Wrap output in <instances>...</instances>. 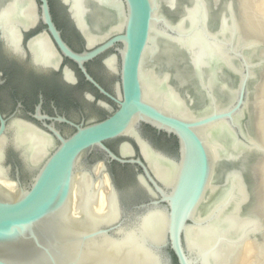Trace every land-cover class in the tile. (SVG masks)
<instances>
[{
	"label": "water",
	"instance_id": "1",
	"mask_svg": "<svg viewBox=\"0 0 264 264\" xmlns=\"http://www.w3.org/2000/svg\"><path fill=\"white\" fill-rule=\"evenodd\" d=\"M38 1L11 0L15 15L34 5L36 22L29 26L0 14L1 35L17 49L18 36L41 22L60 52L97 88L83 64L119 45L118 99L99 89L118 108L101 122L72 125L76 131L67 139L51 129L59 142L54 148L40 131L12 123L13 145L24 155L21 167L27 176L22 182L17 169L14 178L5 176L0 163V176L19 189L18 197H11L0 188V264H215L222 243L239 241L258 222L241 212L258 216L257 164L263 152L254 140L253 99L264 60L256 56L259 45L234 50L239 0H100L120 12L119 22L101 35L88 30L83 0H60L87 46L106 38L80 54L62 41L48 1ZM151 30L161 35L160 49L170 47L166 65L188 74L178 89L193 109L191 117L176 114L181 105L166 77L158 82L140 76L148 44L155 46L151 53L158 49ZM45 42L37 37L29 42L30 50L35 62L53 65ZM106 63L116 71L114 56ZM142 126L173 137L176 151L173 143ZM4 129L1 119L0 136ZM108 142L115 148L124 143L116 154ZM92 152L102 156L110 181L107 206L99 214L94 212L98 160L85 162ZM111 163L136 167L142 194L122 178L116 188L107 171ZM230 170L224 184H211L223 183ZM77 172L73 214L80 217L71 216Z\"/></svg>",
	"mask_w": 264,
	"mask_h": 264
},
{
	"label": "flooded vegetation",
	"instance_id": "2",
	"mask_svg": "<svg viewBox=\"0 0 264 264\" xmlns=\"http://www.w3.org/2000/svg\"><path fill=\"white\" fill-rule=\"evenodd\" d=\"M47 1L54 26L70 50L80 54L90 52L104 44L106 38L91 47L87 46L86 38L74 26L60 0ZM36 2L39 3L38 0ZM94 30L92 28V31ZM39 36L46 40L45 44L54 56L53 65L37 63L34 60L29 42ZM118 49L119 45H116L83 64L85 73L99 87L97 88L86 79L77 64L60 52L41 22L38 21L28 33L18 36L17 49L13 48L0 33V118L4 121L5 127L0 136V163L4 166L5 176L14 178L16 169L22 182H25L27 176L21 167L24 155L21 149L13 145V122L24 123L40 131L50 138L54 148L59 142L51 129L67 139L76 131L72 125L87 126L101 122L118 108L114 101L99 90L102 89L112 98L118 99L120 92ZM110 56L115 57L116 71L111 70L106 63ZM92 114L96 117L89 120ZM142 127L141 136L145 139ZM147 128L155 137H163L173 143L176 151V141L173 137L157 134L151 128ZM126 141L131 142L127 139ZM111 142L106 143L107 147L118 154L120 145L125 141L116 148L110 145ZM131 143L138 151L136 145ZM93 159L99 162L102 161V156L92 152L85 157V162H91ZM107 171L116 188L118 179L122 178L130 182L136 194H142L137 182L136 167L111 163L107 165ZM127 203L129 204L125 202V205H128Z\"/></svg>",
	"mask_w": 264,
	"mask_h": 264
},
{
	"label": "bare ground",
	"instance_id": "3",
	"mask_svg": "<svg viewBox=\"0 0 264 264\" xmlns=\"http://www.w3.org/2000/svg\"><path fill=\"white\" fill-rule=\"evenodd\" d=\"M83 6L88 9L83 14V20L88 30L93 34H104L112 25L119 22L120 12L116 9L105 6L100 0H83ZM238 8L239 18L237 20L232 18L235 33H237V40L234 45L235 49H233L236 50L242 46L247 47L250 45H259L256 49V56L264 60V0H239ZM0 14H6L9 18L18 20L23 24H29V26L34 25L36 22V19L34 18V16H36L34 5H28L26 12L15 15L11 0H0ZM160 15V11H156L154 17L159 19ZM92 28L95 30L92 31ZM150 36L154 39L158 49L154 53H151V51L155 49V46L148 44L140 65V76L151 78L158 82L162 81L166 77V83L169 91L181 105V108L176 110V114L182 117H191L193 115V109L191 106L189 107L185 104L184 101L186 99L183 98L185 93L182 92V90L179 91L178 89L182 84L181 81L185 77H188V74L186 72L178 74L174 69L177 66L172 68L169 67V65H166L167 60L163 58L166 50H170V47L165 46L163 49L159 48L161 46L159 41L161 35L157 34L154 30H151ZM177 44L180 45L179 43ZM179 47L183 48L181 45ZM189 57L191 59L190 54ZM190 61L193 64L192 59ZM173 62L175 63L176 60ZM170 69L172 71H170ZM171 80L172 84L170 83ZM181 93L183 97L181 96ZM253 101L255 109L254 129L256 132L254 140L263 152V155L260 157L259 163L257 164L259 177V199L255 212L258 216L251 215L248 211H245L244 213L241 212V214L245 217L256 218L258 222L248 227L246 229L247 232L245 230L243 237L239 241H230L232 244L222 243L218 252V260L216 261L215 259L214 261L215 264H264V66ZM220 159L222 158L217 159L215 164H217V161ZM232 171L233 170H230L226 173L223 183L214 181L211 184H224L227 176ZM94 173L96 175L94 188L98 191V200L94 206V212L99 214L103 213L106 209L107 196L110 192V181L104 171V166L101 161L98 162ZM78 174L79 172H77L74 180L71 199V216L74 217H80V215L73 214ZM0 188L4 191H8L9 193L7 194L11 197H18L19 195L17 185L11 181L7 182V180L1 176ZM214 256L212 255V258Z\"/></svg>",
	"mask_w": 264,
	"mask_h": 264
},
{
	"label": "rangeland",
	"instance_id": "4",
	"mask_svg": "<svg viewBox=\"0 0 264 264\" xmlns=\"http://www.w3.org/2000/svg\"><path fill=\"white\" fill-rule=\"evenodd\" d=\"M170 1L173 2L172 0H170ZM180 1H182V0H180ZM180 1L178 0V2H180ZM175 2H177V1H175ZM172 5L174 6V4L170 3V6H169L170 11H173Z\"/></svg>",
	"mask_w": 264,
	"mask_h": 264
}]
</instances>
